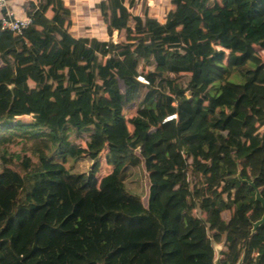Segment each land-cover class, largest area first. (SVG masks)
I'll return each instance as SVG.
<instances>
[{
  "label": "trees",
  "instance_id": "obj_1",
  "mask_svg": "<svg viewBox=\"0 0 264 264\" xmlns=\"http://www.w3.org/2000/svg\"><path fill=\"white\" fill-rule=\"evenodd\" d=\"M89 1L0 27V264H264V0Z\"/></svg>",
  "mask_w": 264,
  "mask_h": 264
},
{
  "label": "rangeland",
  "instance_id": "obj_2",
  "mask_svg": "<svg viewBox=\"0 0 264 264\" xmlns=\"http://www.w3.org/2000/svg\"><path fill=\"white\" fill-rule=\"evenodd\" d=\"M86 3H87V5H86L85 9H86V11H88L90 13L88 20L84 21V19L81 17V15L79 16L78 14H75L76 16H74L75 21H76L75 29H76V33H77L78 37H83L86 35L92 36L94 33H96L97 31H100L102 29V25H101L100 21L96 22L98 27L97 26H95L94 28L92 27V25L94 24L93 21L96 20L95 18H97V16H98V12H97V14L93 12L94 1L90 2L89 0L88 1L86 0ZM148 4L151 5L152 4L151 1H149ZM158 4H160L159 7L161 8V10L163 12L167 11L170 8L168 6L167 1H165V0H159ZM158 18L161 20L160 16ZM85 25L88 28L82 30V28L85 27ZM114 41H116L115 37H114ZM255 50L259 51V48L256 47ZM226 79H227V82H230V83H235V84L241 83V80L236 75H234L232 73H229L228 76L226 77ZM135 110H136V104H134V103L127 104L126 113L128 115H133L135 113ZM22 120H23L22 122H24V123L30 122V119H28V118H24ZM86 133H87L86 131L83 132L81 134V136L85 137ZM73 138L74 137L71 135L70 139L72 141H73ZM5 154L12 156V157L22 154L21 145H19V144L11 145L9 148H7ZM71 164L73 166H75V168L80 172L86 171L88 169V166H89V162L87 160H79V161L71 162ZM100 174H101V172L98 175H100ZM214 248H215V252L217 253L220 250L221 246L215 245ZM215 259L217 260V257H215Z\"/></svg>",
  "mask_w": 264,
  "mask_h": 264
},
{
  "label": "built area",
  "instance_id": "obj_3",
  "mask_svg": "<svg viewBox=\"0 0 264 264\" xmlns=\"http://www.w3.org/2000/svg\"><path fill=\"white\" fill-rule=\"evenodd\" d=\"M8 1L10 0H0L1 30L21 35L26 29L30 27V25L32 24V20L27 16L16 18L13 12L7 10ZM172 118H174V116H169L167 120H170Z\"/></svg>",
  "mask_w": 264,
  "mask_h": 264
},
{
  "label": "crops",
  "instance_id": "obj_4",
  "mask_svg": "<svg viewBox=\"0 0 264 264\" xmlns=\"http://www.w3.org/2000/svg\"><path fill=\"white\" fill-rule=\"evenodd\" d=\"M27 2H29V1H26V0H10L7 3V10L13 12L16 18H21V17L25 16L23 13V6Z\"/></svg>",
  "mask_w": 264,
  "mask_h": 264
},
{
  "label": "water",
  "instance_id": "obj_5",
  "mask_svg": "<svg viewBox=\"0 0 264 264\" xmlns=\"http://www.w3.org/2000/svg\"><path fill=\"white\" fill-rule=\"evenodd\" d=\"M249 185H250L252 188L255 189V201L258 202V203L261 205L262 209L264 210V200H263V198L261 197L260 193H259L258 190L255 188V186H254V184H253L252 182L249 183ZM263 222H264V213H263V215H262V218H261L257 223H255L253 227L256 228L259 224H261V223H263ZM215 264H219L217 260L215 261Z\"/></svg>",
  "mask_w": 264,
  "mask_h": 264
}]
</instances>
